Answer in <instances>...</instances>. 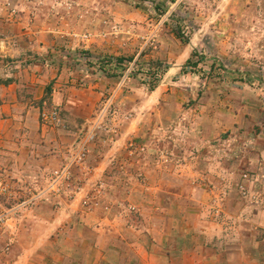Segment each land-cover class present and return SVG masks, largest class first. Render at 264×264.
Here are the masks:
<instances>
[{
  "label": "rangeland",
  "instance_id": "1",
  "mask_svg": "<svg viewBox=\"0 0 264 264\" xmlns=\"http://www.w3.org/2000/svg\"><path fill=\"white\" fill-rule=\"evenodd\" d=\"M7 34L13 46L49 47L0 57L1 73L60 64L75 92L95 85L97 99L74 143L85 158L67 179L53 178L66 144L41 175L1 172L0 264H25L30 247L40 264L53 239L70 251L79 233L93 247L107 241L109 264L145 252L164 263L163 249L180 264L181 250L205 242L217 250L211 262L264 264V229L245 220L264 199V182L254 186L264 175V0H0Z\"/></svg>",
  "mask_w": 264,
  "mask_h": 264
},
{
  "label": "crops",
  "instance_id": "2",
  "mask_svg": "<svg viewBox=\"0 0 264 264\" xmlns=\"http://www.w3.org/2000/svg\"><path fill=\"white\" fill-rule=\"evenodd\" d=\"M2 13L8 15L9 21H13V17H11L12 15L9 11ZM11 25H14V23L11 22ZM17 25L21 26L20 23ZM12 37L13 36H8L7 34V36L0 38V57L17 56L26 50L43 53V50L47 52L49 47V42L42 45H35L31 40L28 42V48L27 46L23 48L19 43H17V46H13ZM24 71L26 74L24 76L25 78H20L17 73L0 72V79H10L7 83L3 81L0 82V175H2L1 172L41 175L49 160L54 163L59 162L61 153L58 151H60L63 144L72 147V150L77 147L76 144V146L74 145L77 135L86 125L89 116L88 112L91 111L92 104L97 99V93L91 90V87L94 88L95 85H89L84 89H78V91H81L80 93L75 92L74 87H72V72L68 71L63 65L47 62L39 64L35 62L28 65L27 69H24ZM51 81H53V83L50 91V99L48 102H40L46 94V92H44L45 86ZM86 81L88 80L86 79ZM82 91L86 92L83 93ZM74 93H76L77 96H74ZM83 96L87 98V101L84 100ZM46 103H50V108L57 107L60 109L62 118L60 125L54 126L50 123H46L40 118V110L45 109V107H41L40 104L44 105ZM74 103L79 104L78 108L73 107ZM263 176L264 175H257V179L260 181L254 185L255 187H260V183L264 182ZM263 200V198L256 200V203L259 205L256 204V209L245 219L252 225V228L260 227L264 229ZM77 206L79 205L76 198L72 199V216ZM88 218L89 216L81 214V220L85 224L89 222ZM44 222L46 225H50L47 231L42 232L41 236L37 237L40 240L44 239L42 242L46 241L45 239H47V237L50 238L49 229L51 228V220L44 219ZM115 224L116 223H113V225ZM170 228L172 229L171 226ZM118 229L119 228H115L114 231L120 235ZM209 230V227L206 226L202 229L201 233L207 235ZM92 235L94 238L95 234ZM90 237L92 240V236ZM108 237H106V239ZM74 238L82 239L83 247L74 246ZM86 239H88L87 234L79 233L77 236H72V247L70 251L63 249V247L53 239L54 249L45 251V253L41 252L40 257L43 261L39 259H37V261L38 263L40 262V264H109L106 258L107 251L110 249L109 246H107V241L102 244L96 243L95 247H93L90 245L91 242L89 243ZM208 247L207 242H205L204 245L200 244L193 246L189 251L181 250L179 256H182V262L180 264H218L217 258L211 262V258L215 256L217 250L215 248L207 249ZM37 249L38 248L35 249L33 247L28 248L26 251V256L28 257L25 259V264H36L32 256H35ZM41 249L44 250V248ZM195 251L200 252L197 258L194 256ZM208 251H210V253H207ZM50 252L57 253L58 257L50 258L47 256L51 254ZM88 254L91 256L92 263L87 262L86 259L81 260L78 258L80 255L87 256ZM160 254H162L164 258V263H156L152 259L153 255L145 252L144 255L142 254L143 259L138 260L136 256L138 262L134 264H172L171 259L169 258V262L167 259V257L171 255L170 251L167 252L163 249ZM68 256H72V261L69 260V262L64 263L65 258H69ZM159 258H161V256ZM194 258L196 262H194ZM258 259L257 257L252 258L248 264H259Z\"/></svg>",
  "mask_w": 264,
  "mask_h": 264
},
{
  "label": "built area",
  "instance_id": "3",
  "mask_svg": "<svg viewBox=\"0 0 264 264\" xmlns=\"http://www.w3.org/2000/svg\"><path fill=\"white\" fill-rule=\"evenodd\" d=\"M40 117L46 123H50L54 126H58L62 122L60 109L57 107H52L47 110L41 111ZM68 164L64 165L62 168L56 169L53 172L54 181L64 180L69 177V165H77L81 163L85 158V147L84 144H79L75 149L72 150L68 155Z\"/></svg>",
  "mask_w": 264,
  "mask_h": 264
},
{
  "label": "trees",
  "instance_id": "4",
  "mask_svg": "<svg viewBox=\"0 0 264 264\" xmlns=\"http://www.w3.org/2000/svg\"><path fill=\"white\" fill-rule=\"evenodd\" d=\"M108 60H110V59H108ZM108 60H105V61L107 62ZM123 61H124L123 58H119V62H120V63H122ZM153 67H154V66H150V67H149V70L153 69ZM6 82H7V81H6ZM43 101H44V100H43ZM43 101H41V102H43Z\"/></svg>",
  "mask_w": 264,
  "mask_h": 264
}]
</instances>
